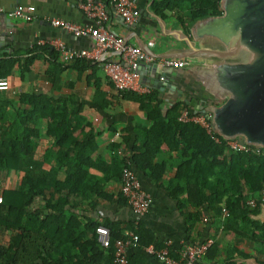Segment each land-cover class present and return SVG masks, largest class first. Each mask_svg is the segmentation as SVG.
<instances>
[{
    "label": "crops",
    "instance_id": "1",
    "mask_svg": "<svg viewBox=\"0 0 264 264\" xmlns=\"http://www.w3.org/2000/svg\"><path fill=\"white\" fill-rule=\"evenodd\" d=\"M130 1L140 13L139 21L135 25L125 24L122 17L110 6L106 21V27L110 31L123 36L133 45H140V41L144 42L154 54L171 55L188 51L186 42L170 35V32L176 31L180 35L191 38L192 22L187 23L185 17H182V20L179 19L180 14L182 16L188 14L191 1H184L180 8L176 7L172 10L166 8L163 14L154 10L152 5L154 0ZM18 5L33 6L34 17L28 21L0 14V57L4 54L11 55L14 51L28 49L34 44H49L54 48L59 41L74 48H87L91 45V40L87 36H75L51 23L53 18L70 20L79 24L87 22L88 19L77 6V0H0V7L5 11L13 10ZM149 36L158 40L149 41ZM164 38L168 41H161ZM192 41L196 49H201L205 44L201 40L192 39ZM107 56L108 59L119 60L116 51H110ZM188 61L190 62L189 68H177V75L167 76L166 82L171 85V91L164 93L158 91L159 97L164 101V110L180 100L189 103L193 109L199 104L204 106L219 104L218 99L210 96L201 76L196 73L198 68L208 61L202 54H194L188 58ZM48 65L42 59L35 60L33 70L21 78L17 64H15L9 75L8 88L0 90V134L10 131L9 118L13 117L30 119V123L38 128L39 133V136L33 139V152L29 160L30 166H28L30 172H27V163H22L15 170L9 169L4 175L2 188H15L20 191L25 186L28 177L31 179L36 185L35 193L37 194L34 193L32 196L28 210L33 214L32 221L29 225H26L24 221L21 223L22 227L30 229L29 236L21 235V243L22 245H50L52 247L56 245L61 252L66 253L71 243L65 239L68 237L64 235L65 230L76 233L79 238L81 234L86 238L87 222L108 223L116 229V225L127 228L129 222L136 221L137 217L131 208L118 198L120 194L119 169L123 158L127 155L132 156L134 153V145L138 142L143 143V128L149 126V121L136 102L120 99L113 103L115 90L108 83L100 65L95 72H92L90 68L80 72L72 66L64 67L57 82V88L44 76ZM152 89L155 88L143 84L137 75L133 91L145 93ZM22 93L45 94L52 99H64L67 100L69 106L80 109L76 117L77 122L83 127L79 131V140L82 141L87 133L93 137V151L89 154L93 164L90 162L89 168L83 169L79 177L81 180H89L88 176L96 179H109L105 191L114 195L111 199L100 198L91 193L88 185L82 187L79 192L69 190V194H64L68 201L63 203L62 207L66 209L64 214L67 218L71 214L75 215V224H70L66 221L67 219H64L60 222L57 232L54 230L52 216L62 199L56 183L64 182L66 174L62 167L58 168L55 165L56 147L53 146V137L48 131L46 122L39 119L37 108L19 101V95ZM107 102L108 105L103 107V104ZM177 107L179 105L175 108ZM73 125H77L76 121H73ZM16 129H20V125ZM165 132L170 134L171 130L166 129ZM159 161L165 162L168 167L160 180L165 185L154 182L146 171L136 167L134 163L143 188L149 191L153 198L150 211L141 220L159 244H163L165 240L171 241V249L178 255V252L186 245L201 242L208 236H215L220 226L217 227L215 218H210L208 221L201 218L199 221H194L190 229L187 227L188 219L180 212L170 191L166 188L168 181L175 176L176 166L180 162L172 149L170 139L160 146L159 152L152 159L153 163ZM111 176H114V179H111ZM0 231L1 245L11 244L16 247L20 245L17 232L6 229H0ZM16 231L21 232L20 229ZM229 231L228 229L223 230L219 236H216L215 243L207 254L209 263L210 260L222 261L230 247L228 243L231 246L234 245L231 242L232 233ZM216 246L218 253L220 252L219 255L216 254ZM49 252V254L42 252L46 264H56L60 259H66V256L61 258L59 253L51 250ZM80 253H86V249L82 248ZM134 253L145 255L148 264H158L153 257L145 254L141 249H132L129 257ZM241 258L243 257L236 255L231 260L237 263ZM36 260L29 258L27 262L34 264ZM107 260H109V255L105 254L104 261Z\"/></svg>",
    "mask_w": 264,
    "mask_h": 264
},
{
    "label": "trees",
    "instance_id": "2",
    "mask_svg": "<svg viewBox=\"0 0 264 264\" xmlns=\"http://www.w3.org/2000/svg\"><path fill=\"white\" fill-rule=\"evenodd\" d=\"M101 1L108 4L110 0ZM184 1H191L189 12L185 16L180 14L179 19L182 20V17H185L187 23L221 13L220 0H154L152 5L157 13L163 14L166 8L170 10L180 8ZM38 59L49 64L44 76L56 88L64 67L72 66L80 72L90 68L92 72H95L100 65L96 60L89 58L64 62L60 60L59 53L53 46L34 44L28 49L14 51L11 55L4 54L0 57V76H9L14 65L17 64L19 75L23 78L33 70L34 61ZM106 79L115 90L113 103L120 99L132 100L147 116L149 126L143 128L144 141L134 145V153L131 157L135 166L146 171L158 184L162 182L160 180L168 167L165 162L153 163L152 159L159 152L160 146L170 139L172 149L180 162L176 166L175 176L168 181L166 188L170 191L180 212L188 219L187 227L190 229L194 221H199L201 218L204 220L203 216L207 215L208 220L215 218L217 227L223 224L224 230H231L235 237L253 240L254 245L251 251H245L233 245L228 248L222 261L210 260V264H244L231 260L236 255L243 258L254 257L259 263L264 264V221L254 218L259 213L260 206L250 208L246 204L247 192H258L264 185V150L260 153L228 151L226 140L217 133L219 141H215L202 125L178 120L182 110L193 113V107L186 101H177L164 110V101L159 97L157 89L145 93L126 90L122 92V97H119L118 90L107 75ZM19 101L39 110V119L46 122L48 131L53 137V146L56 147L55 165L58 168L62 167L66 174L64 182L56 183L62 199L52 216L54 230L57 232L60 222L64 219H67L66 221L70 224H75V215L71 214L67 218L64 214L66 209L62 207V204L68 201L64 194H69V190L79 192L82 187L88 185L91 193L100 198L111 199L114 195L105 191L109 179L88 176L89 180H81L79 177L83 169L89 168L92 162L89 154L93 151V137L90 134L87 133L82 141L79 140V131L83 127L77 122L76 117L80 109L69 106L67 100L52 99L45 94L22 93L19 95ZM107 105L108 102L103 104V107ZM177 105L179 107L175 108ZM196 114L204 115L200 112ZM9 120L10 131L0 134V229L17 232L20 245L16 247L11 244L8 246L0 244V264H17L18 262L33 264L30 261L27 262L29 258L46 264L42 252L49 254V250L59 253L61 258L66 256L65 260L60 259L56 264H115L113 245L103 248L97 242L95 230L99 223L95 222L86 223V238L82 234L79 238L74 232L64 231V235H68L65 239L71 243L66 253L61 252L56 245L53 247L22 245L21 235L29 236L30 229L22 227L21 223L24 221L26 225H29L33 219V214L28 210L31 198L36 192V185L28 177L25 186L19 191L15 188H2V181L9 169H18L22 163H27L26 169L28 173L30 172L28 166H30L29 160L33 152V139L39 136V133L38 128L33 127L28 118L13 117ZM73 121H76V126L73 125ZM18 125L20 129L17 130ZM166 129L171 130V133L166 134ZM123 165L124 158L120 163L119 181ZM111 179H114V176H111ZM161 185L165 184L161 183ZM118 198L119 201L126 203L121 192ZM223 208L227 210V216L224 218ZM103 224L110 226L108 223ZM16 229H20L21 232L19 233ZM111 229L114 228L111 227ZM125 229L139 235L140 246L149 243L156 246L162 245L156 241L151 231L146 229L141 219L129 222L127 228L116 225L113 231L121 235ZM82 248L86 249V253H80ZM105 254L109 255L107 261H104ZM36 261L34 264H37ZM128 264H148V262L145 255L134 253L129 257Z\"/></svg>",
    "mask_w": 264,
    "mask_h": 264
},
{
    "label": "water",
    "instance_id": "3",
    "mask_svg": "<svg viewBox=\"0 0 264 264\" xmlns=\"http://www.w3.org/2000/svg\"><path fill=\"white\" fill-rule=\"evenodd\" d=\"M219 7L220 14L197 19L191 25V38L205 42L201 49L194 47L189 36L172 31L170 35L185 41L188 51L154 54L140 41L135 46L155 60L136 56L130 69L143 84L160 93L170 92L167 76L177 75L178 69L161 65L158 59L182 58L188 65L181 68H187L188 58L202 54L208 62L196 73L219 104H199L193 112L203 113L214 132L225 140L241 138L249 145L264 148V0H220ZM116 52L120 55L121 50ZM122 64L128 65L124 61ZM254 218L264 221V205ZM237 263L261 264L254 257L241 258Z\"/></svg>",
    "mask_w": 264,
    "mask_h": 264
},
{
    "label": "built area",
    "instance_id": "4",
    "mask_svg": "<svg viewBox=\"0 0 264 264\" xmlns=\"http://www.w3.org/2000/svg\"><path fill=\"white\" fill-rule=\"evenodd\" d=\"M77 6L88 19L87 22L79 24L70 20L53 18L51 23L75 36H87L91 40V45L87 48H74L59 41L55 44L59 57L64 62L79 58L96 60L100 63L102 70L112 81L116 90H118L119 97H122V92L132 90L136 85L137 74L130 69L134 66L136 56H140L145 60H155V58L143 52L137 46L125 42L122 37L114 35L107 29L108 9L111 6L127 25H135L140 19V13L130 0H110L108 4L101 0H77ZM33 12V6L18 5L10 11H5L0 7V14H5L9 18L19 17L28 21L34 17ZM148 40L155 42L158 39L149 36ZM119 49L121 50L119 60L108 59L107 55L110 51H118ZM122 61L128 65L124 66ZM158 61L161 65L174 68L188 65V62L182 58H159ZM9 83V76H0V90L8 88ZM178 120L202 125L215 141H219V137L205 115L182 110ZM226 147L231 152L260 153L261 150H264L262 147L249 145L240 139L226 140ZM120 192L127 205L136 215V221L150 211L153 203L152 195L143 188L130 155L124 157V165L120 174ZM246 204L250 208L264 205V185L258 192H247ZM222 212L223 218L227 216L226 209L223 208ZM203 218L208 220L209 217L204 215ZM223 230L224 226L221 224L215 236H208L201 242L186 245L178 252V255L171 249V241L169 240H165L161 246L152 243L140 246L139 235L134 231L125 229L124 233L120 235L103 223H99L95 231L97 242L101 247L108 248L113 245V262L115 264H128L132 249H141L145 254L152 256L158 264H210L207 260V254L213 247L216 236H219Z\"/></svg>",
    "mask_w": 264,
    "mask_h": 264
},
{
    "label": "rangeland",
    "instance_id": "5",
    "mask_svg": "<svg viewBox=\"0 0 264 264\" xmlns=\"http://www.w3.org/2000/svg\"><path fill=\"white\" fill-rule=\"evenodd\" d=\"M229 232L232 233V231L230 230ZM231 242L234 243V245H237L239 248H242L244 249L245 251H251V248L253 247L254 243H253V240L252 239H249V240H246V239H243V238H238V237H235L234 234H231ZM225 243V242H224ZM228 245L231 246L230 243H228ZM215 248V247H214ZM216 254L219 255L220 252L218 253V248L216 246ZM256 259V258H255Z\"/></svg>",
    "mask_w": 264,
    "mask_h": 264
}]
</instances>
